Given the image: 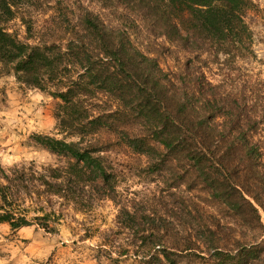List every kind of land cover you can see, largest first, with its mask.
Segmentation results:
<instances>
[{"label":"rangeland","instance_id":"1","mask_svg":"<svg viewBox=\"0 0 264 264\" xmlns=\"http://www.w3.org/2000/svg\"><path fill=\"white\" fill-rule=\"evenodd\" d=\"M165 2L20 0L12 8L13 17L1 21L0 28L21 42L64 48L76 33L82 34L80 17L88 10L107 28L124 32L135 49L154 59L175 89L185 91L196 79L201 84L202 75L227 106L245 107L243 117L251 124L247 122L241 130L255 128L252 141L260 146L264 165V0H250L243 21L251 39L245 47L226 40L223 47L228 53L219 52L216 45L204 43L194 33H189V45L177 39L171 24L178 11L167 8ZM40 81L45 88L26 83L12 66L0 62V168L6 175L18 170L24 176V185L16 180L11 185L12 201L32 223L35 216L53 213L49 221L53 231L35 224L12 231L8 224L0 223V264H142L157 245L171 252L174 264H220L221 258L219 263L210 256L214 247L234 255L264 238V185L257 182L264 180V166L258 176L247 173L246 178L236 179L248 188L249 196L259 194L262 207L245 195L257 209V220L244 202L241 212L235 213L215 199L179 156L158 159L155 155L158 166L151 170V160L131 150L119 133L143 136L141 121L123 102L105 93L77 99L79 107L70 112L76 117L83 108L93 117L114 112L105 120L108 125L85 134L75 126L79 121H74L62 130L59 118L65 117L64 104L51 96L58 87H52L48 75ZM227 117L229 127L235 117L231 113ZM222 121L219 117L213 123L220 132ZM35 136L79 142L80 148L95 152L112 175L110 184L89 179L80 184L75 179L63 185L64 191H48L39 176L48 168L66 169L68 164L38 145ZM227 176L231 178L230 173ZM0 184H6L1 176ZM133 214L161 217L169 228H138L137 217H129ZM162 264L168 263L163 260ZM250 264H264V252Z\"/></svg>","mask_w":264,"mask_h":264},{"label":"trees","instance_id":"2","mask_svg":"<svg viewBox=\"0 0 264 264\" xmlns=\"http://www.w3.org/2000/svg\"><path fill=\"white\" fill-rule=\"evenodd\" d=\"M18 1L0 0V22L13 17L12 8ZM165 3L167 8L178 11L179 16L171 27L177 39L184 40L186 45L190 44L189 33H194L204 43L216 45L219 52L228 53L229 49L223 47L226 40L231 39L245 47L246 40L251 39L243 21V13L250 0H166ZM80 19L82 34L76 33L64 48H59L57 44L41 47L21 42L17 36L0 28V62L12 66V70L21 75L26 83L39 89L45 88L40 80L43 77L46 79L48 75L52 87H58L51 96L64 104L65 117L59 118L62 130L67 124L79 121L75 126H80L86 134L108 125L105 120L115 115L113 112L93 117L81 108L79 117L72 116V110L79 107L76 105L77 99L81 97L88 98L100 92L123 102L131 114L141 121L143 136H131L126 131L119 133L131 150L151 160V170L158 166L155 155L160 156L158 159L167 155L179 156L188 163L195 177L215 199L235 213L241 212L242 201L259 220L255 205L245 197L247 195L262 207L259 194L249 196L248 188L236 180L246 178L247 173L258 176L264 166L261 148L252 141L255 128L241 130L251 121L243 117L246 116L242 113L245 107H234L237 112L233 113L234 108L223 102L224 99L215 93L216 87L211 86L202 75L201 84L196 79L197 82L191 88L185 91L181 89L180 92L172 86L167 74H163L156 61L135 49L124 32L107 28L86 9ZM182 19L186 21L181 24ZM31 30V26L26 27L27 36L32 34ZM54 80L57 84H54ZM208 107L211 108L207 110ZM227 113L235 117L229 127L225 125L228 121ZM219 117L223 119L221 132L213 124ZM252 123H256V120ZM35 141L67 160L66 169L48 168L44 170L45 174L39 176L48 191H64L63 185L75 179L80 184L88 179L103 185L110 184L112 175L107 172L101 157L89 149L80 148L79 142H65L49 136H35ZM160 148L162 152H159ZM17 171L9 176L0 168V176L6 182L5 185L0 184V223L8 224L12 231L33 224L46 232L53 231L49 226L53 213L35 216L32 223L12 201L9 195L12 183L16 180L24 185V176ZM229 173L231 178L227 176ZM252 179L255 180L254 177ZM257 182L263 187L264 180L258 179ZM263 196L264 187L261 198ZM133 215L129 217L132 220L137 217L138 228L141 225H152V231H158L168 229L170 225L168 222L167 226L161 217L146 215L139 218ZM155 248L142 264H162L163 260L174 264L169 257V250L159 245ZM217 250V247L210 250L214 251L210 256L213 255L219 263L221 258L220 264H250L251 260L255 261L264 252V238L257 245L242 247L234 255Z\"/></svg>","mask_w":264,"mask_h":264}]
</instances>
